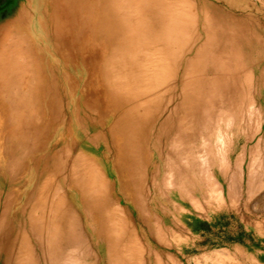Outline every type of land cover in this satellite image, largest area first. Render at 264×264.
<instances>
[{"label":"bare ground","instance_id":"bare-ground-1","mask_svg":"<svg viewBox=\"0 0 264 264\" xmlns=\"http://www.w3.org/2000/svg\"><path fill=\"white\" fill-rule=\"evenodd\" d=\"M33 1L40 36L27 6L0 22V264H67L78 249L83 264L114 263L129 215L163 228L151 190L210 185L201 130L221 144L233 105L254 136L264 29L210 0L200 33L194 0ZM199 194L181 199L197 209Z\"/></svg>","mask_w":264,"mask_h":264},{"label":"rangeland","instance_id":"rangeland-1","mask_svg":"<svg viewBox=\"0 0 264 264\" xmlns=\"http://www.w3.org/2000/svg\"><path fill=\"white\" fill-rule=\"evenodd\" d=\"M194 1L197 2L194 8L198 12L186 9L189 10V17L194 19L193 26L197 33H200L205 12L201 2L209 0ZM209 2L233 17L245 15L251 20H257L264 29V0ZM19 6H27L29 21L34 26H31V32L40 36L38 26L32 21L35 16L33 0H0V22L6 20L9 13ZM201 37L204 39L203 34ZM251 66L255 73L252 80L254 88L250 94L254 107L250 110H259L260 114L257 120L253 117L250 119L249 128L256 130L251 140L247 141L244 132L248 131L246 114L240 116L236 113V107L230 105L231 112L222 121L221 128H227L224 134L228 136L226 138L224 134L221 135V144L218 142L219 132L210 128L207 131L201 130L202 140L211 145L204 154L207 166L201 165L211 179V186L202 183L201 178L199 180L198 175H195V186L190 177H186L187 182L179 191H176L174 184L161 194L151 190L148 199L153 203L148 205V210L159 215L164 232L161 228H155L158 233H151L152 228H144L138 223L135 213H132V216L129 215L134 227L131 228L132 243L123 240L117 245L119 258L116 262L108 263L98 256V264H264V59L253 61ZM243 106L241 108L248 114L249 109ZM197 141H200L199 136ZM96 147V154L102 158L103 150ZM167 158H171V154H164V159ZM154 164H161L160 167L166 165L157 160ZM163 173L161 170L159 177ZM175 174L177 172L172 173L173 181ZM183 190L200 193L197 209L190 207L187 198L181 199ZM207 191L213 195L209 196ZM172 218L171 223L174 225L169 223ZM179 226L181 228H177ZM156 234L163 236L162 242L156 239ZM81 251L75 250V258L66 259L67 264H83L82 256L79 255Z\"/></svg>","mask_w":264,"mask_h":264},{"label":"crops","instance_id":"crops-1","mask_svg":"<svg viewBox=\"0 0 264 264\" xmlns=\"http://www.w3.org/2000/svg\"><path fill=\"white\" fill-rule=\"evenodd\" d=\"M149 229H150V228H149ZM161 229H162L163 232H164V228H161ZM150 231H151V233H153V234L158 233V232H157L158 230H156L155 228H152ZM150 231H149V232H150ZM159 234H160V233H159ZM156 237H157L156 239H157L158 241H161V242L163 241V236H161V235L159 236L158 234H156Z\"/></svg>","mask_w":264,"mask_h":264}]
</instances>
